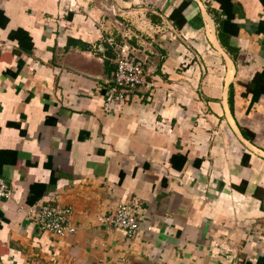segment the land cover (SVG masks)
Masks as SVG:
<instances>
[{"label": "crops", "instance_id": "0c3cea01", "mask_svg": "<svg viewBox=\"0 0 264 264\" xmlns=\"http://www.w3.org/2000/svg\"><path fill=\"white\" fill-rule=\"evenodd\" d=\"M125 28L146 84L106 111ZM0 178V264H264L262 1L0 0Z\"/></svg>", "mask_w": 264, "mask_h": 264}, {"label": "built area", "instance_id": "2783aa9c", "mask_svg": "<svg viewBox=\"0 0 264 264\" xmlns=\"http://www.w3.org/2000/svg\"><path fill=\"white\" fill-rule=\"evenodd\" d=\"M130 36L127 29L123 35V41L117 40L113 34L105 37L106 44L114 54L115 64L113 77L104 98L106 111H111L114 106L123 104L139 86L146 84L143 63L131 56L130 46L126 40ZM9 198L8 185L3 178H0V209L4 201ZM140 210V204L137 201H132L120 205L113 214L104 217L101 222L104 225L121 229L128 237H132L140 230ZM71 213L72 210L69 206H60L51 201L39 200L29 208L27 218L40 231L61 236L75 232V228L69 224ZM147 230L149 231L150 228L147 227Z\"/></svg>", "mask_w": 264, "mask_h": 264}, {"label": "trees", "instance_id": "16d2710c", "mask_svg": "<svg viewBox=\"0 0 264 264\" xmlns=\"http://www.w3.org/2000/svg\"><path fill=\"white\" fill-rule=\"evenodd\" d=\"M262 1V3H263V5H264V0H261ZM182 7H183V4L179 7V9H177V11H180V9H182ZM221 37H222V35H221ZM115 70V69H114ZM113 73H114V71H113ZM229 104H231V106H232V96L231 95H229ZM175 158H180L181 159V161H182V164H184L185 163V158L184 157H176V156H173L172 157V162H174L175 160ZM246 161V160H245Z\"/></svg>", "mask_w": 264, "mask_h": 264}, {"label": "water", "instance_id": "95a60500", "mask_svg": "<svg viewBox=\"0 0 264 264\" xmlns=\"http://www.w3.org/2000/svg\"><path fill=\"white\" fill-rule=\"evenodd\" d=\"M40 229H38V231H39Z\"/></svg>", "mask_w": 264, "mask_h": 264}]
</instances>
